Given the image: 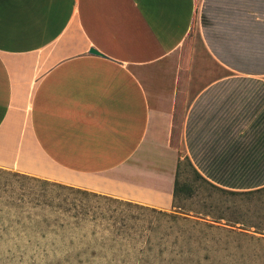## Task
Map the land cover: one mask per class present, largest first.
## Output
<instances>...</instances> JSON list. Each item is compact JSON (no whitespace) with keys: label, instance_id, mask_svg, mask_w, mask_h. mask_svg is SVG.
<instances>
[{"label":"crops","instance_id":"obj_1","mask_svg":"<svg viewBox=\"0 0 264 264\" xmlns=\"http://www.w3.org/2000/svg\"><path fill=\"white\" fill-rule=\"evenodd\" d=\"M185 157L264 187V0H0L1 170L171 212Z\"/></svg>","mask_w":264,"mask_h":264},{"label":"trees","instance_id":"obj_2","mask_svg":"<svg viewBox=\"0 0 264 264\" xmlns=\"http://www.w3.org/2000/svg\"><path fill=\"white\" fill-rule=\"evenodd\" d=\"M185 162L195 174V180L201 182L199 187L206 184L233 199V206L226 212L232 213L234 220H227V225H241V232L76 189L83 195L104 199L105 203L63 202L57 204L63 212L55 218L41 216L38 212L34 216L30 213L28 217L16 222L17 226L27 232L19 239H28L27 247L37 248L48 244L49 238L52 241L67 237L69 254L76 247H81L80 254L91 250V254L98 256V250L94 249L97 245L105 248V252H109L110 248L115 253L113 255L122 257V260L109 264H264V187L245 192L222 189L204 178L191 159L185 157L179 161L177 168L173 209L181 208L177 202L184 193H188V198L194 195L192 186L180 181ZM239 197H244L253 207L247 205V208H243L238 205ZM225 219L222 216L218 220ZM216 233L225 235L218 239L221 242L216 241L221 246L217 250H210L207 243L215 240L211 235ZM56 240L51 245L54 251L59 246ZM85 263L81 259L80 264Z\"/></svg>","mask_w":264,"mask_h":264},{"label":"rangeland","instance_id":"obj_3","mask_svg":"<svg viewBox=\"0 0 264 264\" xmlns=\"http://www.w3.org/2000/svg\"><path fill=\"white\" fill-rule=\"evenodd\" d=\"M179 143V138H175V144L180 147ZM195 179V174L185 162L180 181L182 184L192 186L194 195L192 198H188V193H184L177 202V206L181 208H174L167 213L241 232V225L235 227L227 225L229 224L227 220H234V215L226 212L230 206H233V199L213 190L206 184L199 187L201 182H197ZM77 191L76 189L53 186L43 180L0 169V264H80L81 259L86 262L85 264H109L112 261L122 260V257L113 255L115 253L112 249L108 248L109 252H105V248L98 245L94 248L98 250V256L91 254V250L80 254L81 247H76L75 250H72L74 252L69 254L67 252V237L55 239L59 244L57 251L51 247L55 242L54 239L51 241V238H49L48 244L37 248L27 247L28 239H19L27 232L17 226L16 222L28 217L30 213L34 216L38 212L41 216L55 218L63 212L57 207V204L63 202L74 201L80 204V201H98L105 203L104 199H95ZM238 199L237 204L243 208H247V205L253 207V204H248L244 197ZM222 216L227 219L219 221L218 219ZM222 235L225 234L211 235L215 240L207 243L210 250H217L221 246L216 241L221 242L218 239H221Z\"/></svg>","mask_w":264,"mask_h":264},{"label":"water","instance_id":"obj_4","mask_svg":"<svg viewBox=\"0 0 264 264\" xmlns=\"http://www.w3.org/2000/svg\"><path fill=\"white\" fill-rule=\"evenodd\" d=\"M91 53H92V54H95V55H101V53L98 52V51L95 50V49H92V50H91Z\"/></svg>","mask_w":264,"mask_h":264}]
</instances>
